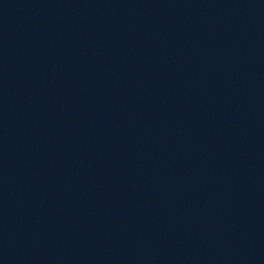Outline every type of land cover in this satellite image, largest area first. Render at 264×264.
Masks as SVG:
<instances>
[{
    "label": "water",
    "instance_id": "95a60500",
    "mask_svg": "<svg viewBox=\"0 0 264 264\" xmlns=\"http://www.w3.org/2000/svg\"><path fill=\"white\" fill-rule=\"evenodd\" d=\"M0 264H264V0H0Z\"/></svg>",
    "mask_w": 264,
    "mask_h": 264
}]
</instances>
